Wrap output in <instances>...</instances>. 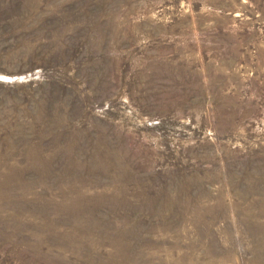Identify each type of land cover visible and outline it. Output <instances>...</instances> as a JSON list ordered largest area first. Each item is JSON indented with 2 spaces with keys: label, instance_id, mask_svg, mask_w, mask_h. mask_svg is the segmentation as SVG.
Listing matches in <instances>:
<instances>
[{
  "label": "rangeland",
  "instance_id": "obj_1",
  "mask_svg": "<svg viewBox=\"0 0 264 264\" xmlns=\"http://www.w3.org/2000/svg\"><path fill=\"white\" fill-rule=\"evenodd\" d=\"M0 264H264V0H0Z\"/></svg>",
  "mask_w": 264,
  "mask_h": 264
}]
</instances>
